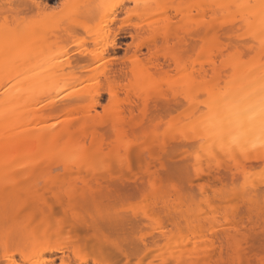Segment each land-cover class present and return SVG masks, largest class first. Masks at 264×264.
Listing matches in <instances>:
<instances>
[{
	"label": "bare ground",
	"instance_id": "bare-ground-1",
	"mask_svg": "<svg viewBox=\"0 0 264 264\" xmlns=\"http://www.w3.org/2000/svg\"><path fill=\"white\" fill-rule=\"evenodd\" d=\"M138 1L143 0H134V3ZM232 2L235 0L195 2L199 21L190 36L201 42L202 59L194 64V73L201 79L207 75L216 79L212 85L203 88L202 102L206 112L195 118L193 125V139L199 141L204 137L207 141L204 148L206 158L208 153L219 151L221 137L227 139L231 134L253 139L264 134L258 117L249 122L238 120L233 115L249 106L258 108L264 100V47L259 43V35L250 44H244L242 40L237 43L239 37L251 39L254 32H249L248 26L235 13L214 7ZM247 2L259 4L260 0ZM34 4L43 7L34 8ZM45 5L41 0H0V13L9 7L16 14H21L18 24L0 23V215L11 213L29 225L38 221L41 227L46 226L40 235L34 237L32 234L31 237L36 239L37 245L39 239L40 244L52 250L56 244L50 248L47 240L54 241L55 235L64 229L67 218L75 217L72 229L80 245L97 247L100 243V250L107 254L102 257L105 261L111 262L112 258L115 264L121 261L135 264L137 260L142 264H165L166 261L173 264H211L209 245L217 236L211 231V226L192 225L193 217L205 219L207 212L201 206L183 209L167 194L157 197L160 201L158 208L163 213L162 217L156 214L160 217L157 223L146 219L147 212L156 213L157 208L151 206L139 217H133L137 223L156 225L159 232L149 240L141 238L136 242L140 245H134V249L112 251L104 238L95 240L97 235L91 241L85 240L95 227L88 221L77 223V196L63 176L101 179L103 175L100 173L105 166L115 163L122 169L133 161L140 163L145 160L146 148L137 143V139L128 138L125 127L132 125L134 134H142L146 138L157 135L158 131L150 122L136 123L130 118L135 111H142V104L146 105L154 91L150 89L156 87L155 74L168 71L170 67L177 70L182 58L179 53L156 58L153 71L143 62L135 61L134 56L129 66L119 68L120 78L131 79L132 90L121 97L107 79L93 75L75 78L72 72H68L72 64L69 65L65 55L67 62L59 55L60 51L64 53L66 50L53 49L55 42H52L53 35L50 34L56 25L49 21L51 17L47 19L53 12L47 9L46 12ZM134 32L139 34L141 27H134ZM173 37H180L175 26L157 28L144 47L151 52L159 42L165 44ZM141 50L137 47L135 55ZM86 56L91 58L92 55ZM59 59L64 63H58ZM187 78H180L169 85L181 87ZM104 93L111 110L99 114L98 107ZM187 94L194 96L190 90ZM167 96L164 94L162 97L166 104L170 101ZM171 100L176 102L179 98L173 95ZM226 105L231 106V111ZM107 131L114 134L115 142L104 149L99 140ZM166 134H170L169 131L166 130ZM260 163L264 168V149L257 148L251 152L248 164L255 167ZM257 184L264 189L261 179ZM149 185L156 188V179L150 178ZM133 186L139 188L140 184L134 181ZM165 199L171 206H164ZM90 201L96 203L94 197ZM132 220L131 225L135 224ZM104 259L94 260L93 264H105Z\"/></svg>",
	"mask_w": 264,
	"mask_h": 264
},
{
	"label": "rangeland",
	"instance_id": "rangeland-1",
	"mask_svg": "<svg viewBox=\"0 0 264 264\" xmlns=\"http://www.w3.org/2000/svg\"><path fill=\"white\" fill-rule=\"evenodd\" d=\"M41 1L47 4L46 12H53L47 19L51 17L49 21L53 25L55 23L56 28L57 24L59 25L57 29L54 25V32L51 31L52 42H55L52 46L53 49L58 47L66 50L64 53L61 51L58 53L62 55L60 57L64 59L63 61L72 64L68 72H72L71 75L75 78H89L93 75L107 79L114 84L121 97H125L126 91L132 90L129 84L131 79L120 78L119 68L129 66L134 61V56L135 61L143 62L153 71L156 58L161 59L175 53H179L182 58L177 70L170 67L168 71L163 70L155 74L157 84L150 89L154 91L150 93L146 105L142 104V111H135L134 116L130 118L131 122L133 120L136 123L150 122L151 126L158 130L157 135L146 138L145 135L134 134L132 125L125 127L127 137L137 139V143L146 148L145 160L140 163L133 161L122 169L115 163L105 166L100 173L103 175L101 179L90 178L91 176L83 178L81 175L63 176L64 180L69 181L72 191L77 196L75 201V206L79 209L77 223L88 221L95 227V230L85 236V240L91 241L95 238L94 235H97L95 240L104 238L110 250L128 252L127 250L134 245H140L136 242L141 238L146 237L149 240L152 236L158 235L156 225L137 223V219L132 220L134 216L139 217L144 213L145 207L138 202L146 189H150V178L156 179V189L160 190V194H167L175 199L183 209L201 206L198 199L201 184L214 182L228 187L247 184V195L242 194L235 202L229 201L227 197L222 199L213 197L215 202L209 205L208 194L205 193L204 206L201 207L207 212V216L205 219L193 217L192 225H201L204 228L211 226L213 228L211 231L217 236L209 245L211 264H238L241 260L244 264H260L264 259V228L261 227L259 211L261 202L264 201V189L257 182L261 179V170L264 169L262 163L255 167H247L248 177L245 180L243 172L234 171L227 163L220 166L213 163L210 167L204 151L207 141L204 137L199 141L193 139L194 120L206 112L205 104L202 102L203 88L212 85L216 80L211 75L201 79L194 73V64L202 59L201 42L190 36V32L199 21L196 0H143L136 4L134 0H52L51 4L48 0ZM110 5L117 7L112 8ZM162 5L171 7L166 9L159 7ZM69 12L78 17L71 25L64 20ZM20 20L21 14H16L13 8L6 7L0 13V23L8 22L6 24L13 25L18 24ZM174 23L182 25L175 26L180 37L170 38L165 44L159 42L151 52H148L144 44L152 38L154 30L168 25L174 26ZM137 25L141 27V32L136 35L134 27ZM23 27L26 28L24 25ZM32 30L35 32V28ZM137 47H141L142 50L135 55ZM101 51L104 58L98 60L93 53ZM86 54H91V58H87ZM63 61L60 60L58 63H64ZM183 77H188V81L181 83L183 84L181 87L169 85ZM187 90L193 92L194 96L189 97ZM164 94L170 99L167 104L162 99ZM103 95L101 105L98 107L99 114L111 110L106 93ZM173 95L177 96L179 101H172ZM166 130L170 134H166ZM114 142L115 136L111 131H107L99 140L104 149ZM197 155L201 156L200 160H197ZM197 169L200 174L189 185V188H195V192L190 196L181 192L173 194L172 186L183 188L189 170L195 176ZM134 181L139 182V188L133 186ZM93 197L95 204L90 201ZM247 209L252 211L248 212ZM233 211L236 213L233 214ZM156 214L162 217L163 213L157 208ZM2 215L6 214L0 215V264H5L6 254L10 260H31L32 264H54L67 255L43 246L39 239L37 245L36 239L31 237L32 234L37 237L40 231L47 228L41 227L38 221L29 225L28 222L17 220L11 213H7L6 217ZM131 220L135 224L132 222L131 225ZM49 240L47 245L51 248L56 241ZM117 241L119 247L114 246ZM82 248V261L89 259L92 262L100 261L104 259L102 257L107 256L105 251L100 250V243L97 247ZM111 260L110 262L104 259L103 263L115 264L112 258Z\"/></svg>",
	"mask_w": 264,
	"mask_h": 264
},
{
	"label": "snow or ice",
	"instance_id": "snow-or-ice-1",
	"mask_svg": "<svg viewBox=\"0 0 264 264\" xmlns=\"http://www.w3.org/2000/svg\"><path fill=\"white\" fill-rule=\"evenodd\" d=\"M49 4L52 3V0H48ZM34 8L43 7V5H33ZM65 7H69L65 5ZM109 7L115 8L117 5H110ZM162 8L171 7V5H162L159 6ZM217 9H227L230 13H235V15L243 20V22L248 26L249 32H254L251 36V39L239 37L237 43L241 40L244 44H250L251 40L256 38V35H259V43L261 47H264V0H260L259 4H253L247 2V0H235V2L228 4H220L214 5ZM162 15L164 13H161ZM78 17L69 12L66 17V23L69 25L74 24ZM207 23V22H205ZM174 26L181 27L179 23H174ZM167 35V33H165ZM94 56L98 58V60H103L104 54L101 52H94ZM227 98L225 97V100ZM229 111H231V106L226 105ZM234 116L237 117L238 120L246 119L251 122L257 117L261 122L262 128H264V100L261 101L259 107L249 106L243 112H234ZM158 131V130H157ZM257 148L264 149V134L259 137L248 139L239 135H229V138L221 137L219 151L211 152L207 154V158L209 160V166L215 163L217 166H220L222 163L227 162L230 167L233 168L234 171H241L245 176V180H247L248 173L247 167H249L248 160L250 158L251 152L256 150ZM201 156L197 155V160H200ZM199 169H197L195 176L192 171L189 170L186 180L184 181V187L180 188L177 186H172V193L181 192V194H187L190 196L191 193L195 192V188H189V185L193 183L196 176H199ZM261 182L264 183V169L261 170ZM199 201L201 206H204V195L208 194V204H212L215 202V199H222L227 197L229 201L235 202L239 199V197L243 195H247V184L243 186H232L228 187L222 183L211 184L210 182L207 184H201L199 189ZM160 194V190L156 189L154 186L150 189H146L144 194L141 197V200L138 202L147 209L149 206L152 208L160 207V201L157 198ZM165 207H169L171 205L168 204L167 199H165ZM146 219H152L154 223H157L160 217L156 216L155 212H147ZM260 219H261V227L264 228V201L261 202L260 205ZM75 217L67 218V222L65 224L64 229L59 231L54 239L56 241V247L53 251H58L62 253H66L67 255L63 260L58 262H54V264H93V262L89 259L87 261L81 260V255L83 254V248L80 245V240L78 237H75L72 229V224L74 223ZM114 246L119 247V242H115ZM8 247L5 246V252L7 253ZM23 255V254H22ZM5 264H32L31 260L26 261L25 259L20 260H10L9 256L6 254L4 257ZM120 264H128L126 261H121ZM135 264H142V261L137 260ZM151 264V262H148ZM165 264H173L172 261H166ZM238 264H244V261L241 260ZM260 264H264V259L260 261Z\"/></svg>",
	"mask_w": 264,
	"mask_h": 264
}]
</instances>
